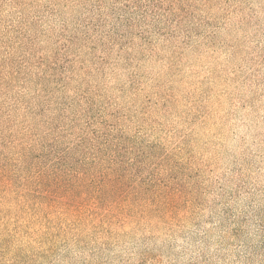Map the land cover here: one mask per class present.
<instances>
[{
  "label": "rangeland",
  "instance_id": "1",
  "mask_svg": "<svg viewBox=\"0 0 264 264\" xmlns=\"http://www.w3.org/2000/svg\"><path fill=\"white\" fill-rule=\"evenodd\" d=\"M0 264H264V0H0Z\"/></svg>",
  "mask_w": 264,
  "mask_h": 264
}]
</instances>
